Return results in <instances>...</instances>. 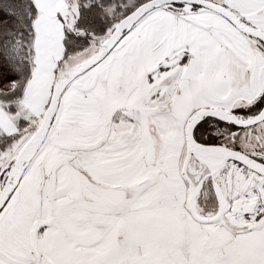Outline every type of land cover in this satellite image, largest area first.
I'll list each match as a JSON object with an SVG mask.
<instances>
[{"label": "snow or ice", "instance_id": "snow-or-ice-1", "mask_svg": "<svg viewBox=\"0 0 264 264\" xmlns=\"http://www.w3.org/2000/svg\"><path fill=\"white\" fill-rule=\"evenodd\" d=\"M0 264H264V0H0Z\"/></svg>", "mask_w": 264, "mask_h": 264}]
</instances>
